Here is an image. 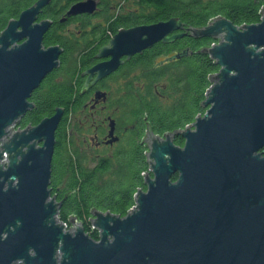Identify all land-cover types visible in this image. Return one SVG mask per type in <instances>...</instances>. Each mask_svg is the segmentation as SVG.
Masks as SVG:
<instances>
[{
    "label": "water",
    "instance_id": "1",
    "mask_svg": "<svg viewBox=\"0 0 264 264\" xmlns=\"http://www.w3.org/2000/svg\"><path fill=\"white\" fill-rule=\"evenodd\" d=\"M46 1L0 31V264H264V5L250 24L216 16L185 28L169 17L118 28L98 49L97 57L108 58L85 70L95 73L93 81L121 56L183 34L210 37L214 42L196 51L218 69L207 76L203 113L187 126L159 136L144 122V189L122 216L91 208L93 239L74 217L67 229L57 218L66 192L59 201L49 193L62 109L12 130L33 106L31 91L58 65L60 48L40 43L49 21L33 23ZM94 4L76 2L66 14L92 12Z\"/></svg>",
    "mask_w": 264,
    "mask_h": 264
},
{
    "label": "trees",
    "instance_id": "2",
    "mask_svg": "<svg viewBox=\"0 0 264 264\" xmlns=\"http://www.w3.org/2000/svg\"><path fill=\"white\" fill-rule=\"evenodd\" d=\"M101 3V12L97 16L103 17L91 28V32L97 34L92 52L118 28L153 23L169 17H176L185 28L203 26L216 16H222L235 25L255 23L259 20L258 11L264 0H123ZM106 10L111 12L105 15ZM6 20L7 17L0 18V30ZM78 21L84 25L87 18H79ZM58 40L54 33L43 36L44 44L57 43ZM211 42L214 41L207 36L183 34L170 42L157 41L131 56L126 63L127 68L136 72L138 68L144 70L146 81L142 93H139L137 85L129 82L128 90L133 92L127 107L129 119L143 116L149 129L161 136L162 133L183 128L192 122L196 114H202L204 108L199 101L210 83L207 76L218 66L206 53L196 50ZM72 47L71 42L69 49L65 48L63 53L69 52ZM175 53L179 56L167 59ZM62 67L66 69L68 66L50 70L31 91L28 100L33 106L24 112L16 126L36 124L52 114L54 107L64 108V116L54 129L49 193H53L59 201L66 192L59 201L57 218L66 222L68 216L74 217L81 223L84 232L96 239L97 231L88 224V211L93 208L119 216L125 214L133 204L136 189H144L142 173L147 170V164L143 152L146 148L136 139L128 138L124 146L126 150L119 151L112 158L93 163L85 154H80L69 131L71 119L68 112L76 109L72 104L76 84L71 80L57 79ZM154 83H158L155 88ZM159 83L164 88H160ZM155 89L162 96L155 93ZM172 142L182 144L178 135L172 137Z\"/></svg>",
    "mask_w": 264,
    "mask_h": 264
},
{
    "label": "flooded vegetation",
    "instance_id": "3",
    "mask_svg": "<svg viewBox=\"0 0 264 264\" xmlns=\"http://www.w3.org/2000/svg\"><path fill=\"white\" fill-rule=\"evenodd\" d=\"M35 1L0 0V18L7 17L6 23L9 19H16L20 11L30 7ZM82 1L85 0H47L35 14L33 23L44 19L49 21L48 27L41 35L40 43L42 47L57 45L61 50L58 54L56 68L65 65L68 67L59 69L57 79L60 81L71 80L76 84V94L72 99V104L76 109L74 112H68L70 119H75L76 126L71 127L70 132L75 139L79 153L85 154L87 159L94 163L103 158H112L114 154L124 150L128 138H134L138 143L140 142L144 133L145 118L136 116L129 119L127 107L133 92L128 90V86L129 82H132L137 85L139 93H142L146 77L144 70L138 68L136 72L134 69L127 68V61L136 53L127 59L121 56V63L114 70L95 81H93L95 73L85 72L97 62L108 58L96 56L98 49L107 41L99 45L93 52L91 51L96 44L93 40L97 36L91 32V28L96 21H100L103 17L97 16L101 12V2L123 0H93L95 8L92 12L66 14L71 5ZM108 7L111 8L112 5H108ZM110 12L111 10H106L105 15ZM79 18H87L86 24L81 25V22L78 21ZM68 25H73V29L67 28ZM45 33H48L49 36L54 33L60 40L57 43L44 44ZM71 42L73 43L72 49L63 53L65 48L69 49ZM87 76L89 77L87 78ZM113 79L115 82L121 83L122 87L111 94L110 91L115 87L110 84ZM157 84L154 83L153 88ZM109 85L112 86L109 87ZM159 87L164 88V85L159 83ZM155 93L161 95L156 89ZM61 109L59 120L65 113L64 108ZM140 144L142 145L143 142L141 141Z\"/></svg>",
    "mask_w": 264,
    "mask_h": 264
},
{
    "label": "rangeland",
    "instance_id": "4",
    "mask_svg": "<svg viewBox=\"0 0 264 264\" xmlns=\"http://www.w3.org/2000/svg\"><path fill=\"white\" fill-rule=\"evenodd\" d=\"M111 3H112V2H111ZM72 26H73V25H68L67 28H70V29L72 30V29H73ZM67 28H66V29H67ZM76 33H77V32H76ZM209 81L212 82L211 79H210ZM131 83H132V82H131ZM110 84H112L113 86L116 87V88H115V87L112 88V90L110 91L111 94H114L115 91L119 90V88L122 87V84H121V83L119 84V83L115 82L114 79L111 81ZM112 85H109V87L112 86ZM74 126H76V121H75L74 118H72L71 121H70V123H69V131H70L71 127L73 128ZM144 143H146V142L143 141V144H144ZM143 144H142V146H144ZM88 221H89V220H88ZM88 224L90 225L89 222H88ZM67 225H68V228H71V224L68 223Z\"/></svg>",
    "mask_w": 264,
    "mask_h": 264
},
{
    "label": "built area",
    "instance_id": "5",
    "mask_svg": "<svg viewBox=\"0 0 264 264\" xmlns=\"http://www.w3.org/2000/svg\"><path fill=\"white\" fill-rule=\"evenodd\" d=\"M212 43H213V42H211L209 45H211ZM187 125H188V124H186L185 126H187ZM15 128H18V126H13V127H12V130L15 129ZM19 128H21V127H19ZM146 171H147V170H146ZM146 171H145V172H146ZM142 178H143V173H142ZM132 205H133V204H132ZM129 208H130V207H129ZM62 223L64 224L65 228L67 229V228H68V225H67V224H68V221H66V222H63V221H62ZM90 228H91V227H90Z\"/></svg>",
    "mask_w": 264,
    "mask_h": 264
}]
</instances>
